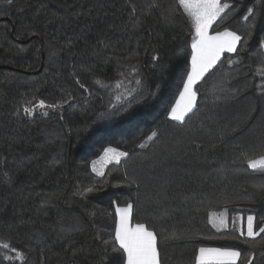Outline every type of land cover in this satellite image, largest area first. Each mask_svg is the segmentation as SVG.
Instances as JSON below:
<instances>
[{
    "label": "trees",
    "instance_id": "trees-1",
    "mask_svg": "<svg viewBox=\"0 0 264 264\" xmlns=\"http://www.w3.org/2000/svg\"><path fill=\"white\" fill-rule=\"evenodd\" d=\"M222 2L211 34L243 39L178 122L193 32L178 0H0V245L16 250L0 247V264H113L127 203L156 232L161 264H194L200 247L264 264V234L246 241L233 224L264 225V172L247 164L264 153V0ZM108 147L128 156L98 176ZM225 209L218 231L209 214Z\"/></svg>",
    "mask_w": 264,
    "mask_h": 264
},
{
    "label": "snow or ice",
    "instance_id": "snow-or-ice-1",
    "mask_svg": "<svg viewBox=\"0 0 264 264\" xmlns=\"http://www.w3.org/2000/svg\"><path fill=\"white\" fill-rule=\"evenodd\" d=\"M11 2V0H9ZM179 5L184 9V12L190 18L191 27L193 29L191 36V68L187 73L186 80L183 83V89L179 93V99L169 112V118L173 121L183 122L185 117L192 112L196 107L197 91L195 85L204 79L205 75L213 69L220 61L225 52L235 53L237 46L240 44L243 37L234 31L225 29L223 32H215L210 34L212 25L221 17L226 9L232 5L222 0H178ZM254 15L253 8L247 9V14L243 16L245 21ZM253 27L255 25L253 24ZM260 46L264 47V40L260 41ZM159 59L158 56H153V60ZM232 63V61H228ZM264 75V72L261 73ZM96 83L102 87H107L101 81ZM122 83V82H121ZM135 83L140 84L139 80ZM117 88L120 87L118 83ZM135 89L127 92V96H131ZM127 97L120 95L115 96L117 103L111 104L114 109ZM39 107L44 108V102L40 101ZM31 112V109H26ZM157 135L152 132L149 139ZM127 152L118 151L116 148L108 147L104 149L103 160L105 164L115 162L120 163L121 157H127ZM96 161L92 162V171L98 176H103L104 172L96 167ZM248 167L253 170L264 172V153L247 159ZM259 187L264 188V185ZM92 189H89L91 191ZM118 217L114 229V234L111 243V250L118 253V257L113 264H161L160 251L157 246V234L154 230L144 222L133 223V204L127 203L124 207L116 208ZM210 222L214 228L219 231L221 228H227V209L223 213L211 212ZM218 221V222H217ZM239 223L233 221L234 230L238 231L240 236L246 237L255 241L257 237L264 234V225L256 228L254 226L255 217L248 215L246 218L238 217ZM264 239V237H261ZM5 249L13 252L16 250L10 248V245L4 243L0 245ZM20 260H23L22 254H17ZM252 254L249 252L248 264H251ZM9 261L11 257H5ZM241 258V253L232 248H206L200 247L195 256L194 264H237Z\"/></svg>",
    "mask_w": 264,
    "mask_h": 264
},
{
    "label": "rangeland",
    "instance_id": "rangeland-1",
    "mask_svg": "<svg viewBox=\"0 0 264 264\" xmlns=\"http://www.w3.org/2000/svg\"><path fill=\"white\" fill-rule=\"evenodd\" d=\"M210 34H211V30H210ZM238 47V46H237ZM225 54H227V52H225L223 55H225ZM232 54V53H231ZM222 58V57H221ZM221 60V59H220ZM200 82V81H199ZM198 82V83H199ZM197 83V84H198ZM196 86V85H195ZM191 113V112H190ZM104 156V155H103ZM103 156L98 160V161H96L97 163H96V167H97V169L98 170H100V171H103L104 172V170H105V168L108 166V165H110V164H113V163H115V162H112V163H107V164H105V161L102 159L103 158ZM123 157H121L120 158V160L122 159ZM227 219V222H228V218H226ZM218 222V221H217ZM212 224V223H211ZM222 229H225V228H221L220 230H222Z\"/></svg>",
    "mask_w": 264,
    "mask_h": 264
}]
</instances>
